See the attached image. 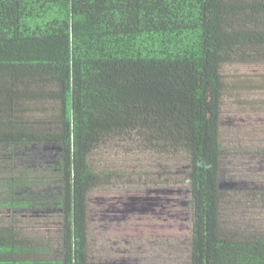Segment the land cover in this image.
I'll list each match as a JSON object with an SVG mask.
<instances>
[{
    "label": "trees",
    "instance_id": "obj_1",
    "mask_svg": "<svg viewBox=\"0 0 264 264\" xmlns=\"http://www.w3.org/2000/svg\"><path fill=\"white\" fill-rule=\"evenodd\" d=\"M255 65L264 0H0V264H92L90 197L125 187L185 199L184 264H264L262 226L223 215L264 210L263 186L226 188L221 168L225 97L253 90L223 71Z\"/></svg>",
    "mask_w": 264,
    "mask_h": 264
},
{
    "label": "rangeland",
    "instance_id": "obj_2",
    "mask_svg": "<svg viewBox=\"0 0 264 264\" xmlns=\"http://www.w3.org/2000/svg\"><path fill=\"white\" fill-rule=\"evenodd\" d=\"M223 73L229 84L239 82L253 89L244 93L231 91L225 97L221 119V141L225 149L221 165L223 184L226 188H232L231 185L238 188L237 182L253 181L264 187V65L228 66ZM148 157L141 160L108 155L102 161L118 169L140 170L157 164L168 167L161 159ZM156 197L158 200L146 203L147 198ZM184 202L174 192L160 196L142 188L137 192L127 187L116 188L91 195L88 238L92 264H184L189 255L187 245L191 233ZM104 203L114 205L111 210L104 209ZM249 208L245 203L237 210L236 206L229 205L223 215L228 223L238 227L253 224L264 229V210L258 209L253 214L252 206ZM10 217L0 211V222ZM15 218L23 223V232L29 237L54 238L60 233L59 227L28 222L21 215Z\"/></svg>",
    "mask_w": 264,
    "mask_h": 264
}]
</instances>
